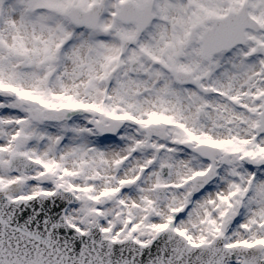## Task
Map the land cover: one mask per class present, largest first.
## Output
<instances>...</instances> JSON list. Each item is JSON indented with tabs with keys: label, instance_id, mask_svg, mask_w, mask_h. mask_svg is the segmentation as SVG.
Listing matches in <instances>:
<instances>
[{
	"label": "snow or ice",
	"instance_id": "6c2138e0",
	"mask_svg": "<svg viewBox=\"0 0 264 264\" xmlns=\"http://www.w3.org/2000/svg\"><path fill=\"white\" fill-rule=\"evenodd\" d=\"M0 264H264V0H0Z\"/></svg>",
	"mask_w": 264,
	"mask_h": 264
}]
</instances>
